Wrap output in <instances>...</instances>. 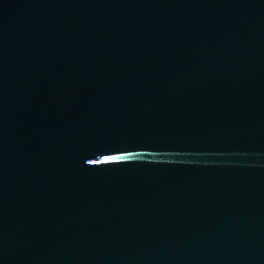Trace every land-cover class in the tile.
Masks as SVG:
<instances>
[{
  "label": "water",
  "instance_id": "1",
  "mask_svg": "<svg viewBox=\"0 0 264 264\" xmlns=\"http://www.w3.org/2000/svg\"><path fill=\"white\" fill-rule=\"evenodd\" d=\"M0 264H264V0H0Z\"/></svg>",
  "mask_w": 264,
  "mask_h": 264
},
{
  "label": "snow or ice",
  "instance_id": "2",
  "mask_svg": "<svg viewBox=\"0 0 264 264\" xmlns=\"http://www.w3.org/2000/svg\"><path fill=\"white\" fill-rule=\"evenodd\" d=\"M122 152H128V151H122ZM130 159V155H123V156H114V155H105L103 159H95V160H88L89 164H94V165H101V164H108L112 162H117V161H124Z\"/></svg>",
  "mask_w": 264,
  "mask_h": 264
}]
</instances>
